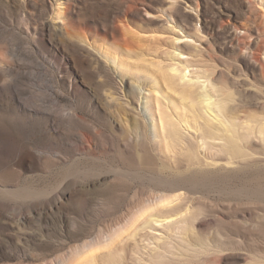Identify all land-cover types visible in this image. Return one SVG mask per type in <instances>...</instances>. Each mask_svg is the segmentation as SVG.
<instances>
[{
    "label": "rangeland",
    "instance_id": "obj_1",
    "mask_svg": "<svg viewBox=\"0 0 264 264\" xmlns=\"http://www.w3.org/2000/svg\"><path fill=\"white\" fill-rule=\"evenodd\" d=\"M160 261L264 264V0H0V264Z\"/></svg>",
    "mask_w": 264,
    "mask_h": 264
},
{
    "label": "bare ground",
    "instance_id": "obj_2",
    "mask_svg": "<svg viewBox=\"0 0 264 264\" xmlns=\"http://www.w3.org/2000/svg\"><path fill=\"white\" fill-rule=\"evenodd\" d=\"M128 46V45H127ZM173 69V68H172ZM185 73L183 74V77H185ZM117 99V98H115ZM120 99V98H119ZM209 105V103H206ZM170 122V121H169ZM170 124V123H169ZM173 126V130H171L170 132L166 131L165 135H171L173 136L174 132H178V127L175 124H171ZM168 129V130H169ZM210 142L209 141H204L205 145H208ZM167 148L170 150V152H172V155H176L178 158L182 155V152L184 151H188L187 148H189V144H186L182 149L179 146L180 143L179 141H177L176 139H173L170 143L171 147L167 144ZM179 146V148H178ZM191 147V146H190ZM187 149V150H186ZM190 149V148H189ZM185 153V152H184ZM196 172V170H195ZM195 173H183V174H179L176 176V174H171L169 177H161V178H157V184L156 186L160 189L163 190V192H165V189L170 190V192H174L171 196H169L166 201L163 200L159 203H156L157 206H159L160 208L163 207H168V209H172V208H177L179 206H181L182 204H184V200L185 197H182L181 193L178 191L179 185H183L185 188H187V190L195 196V194L197 193L196 187L192 184V180L194 179V177H196L197 174L193 175ZM154 180V181H156ZM200 193V191H199ZM203 194V193H202ZM204 195V194H203ZM196 197V196H195ZM189 205H186L185 207H188ZM167 218V217H166ZM141 219V217L139 218V220ZM143 226V224L141 225ZM205 246V245H204ZM164 252V251H163ZM201 252V251H200ZM159 254V252L155 255H153L152 258H154L155 256H157ZM165 254V252H164ZM171 258V257H170ZM172 259V258H171ZM174 259V258H173ZM175 260V259H174ZM155 263H159L158 261H156ZM161 263V261H160ZM162 264V263H161Z\"/></svg>",
    "mask_w": 264,
    "mask_h": 264
}]
</instances>
